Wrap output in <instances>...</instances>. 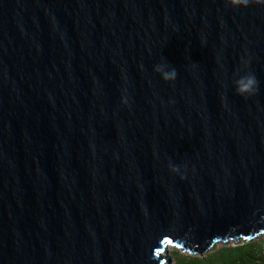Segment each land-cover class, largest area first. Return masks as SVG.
<instances>
[{
  "label": "water",
  "instance_id": "obj_1",
  "mask_svg": "<svg viewBox=\"0 0 264 264\" xmlns=\"http://www.w3.org/2000/svg\"><path fill=\"white\" fill-rule=\"evenodd\" d=\"M263 233L264 3L0 0V264Z\"/></svg>",
  "mask_w": 264,
  "mask_h": 264
},
{
  "label": "trees",
  "instance_id": "obj_2",
  "mask_svg": "<svg viewBox=\"0 0 264 264\" xmlns=\"http://www.w3.org/2000/svg\"><path fill=\"white\" fill-rule=\"evenodd\" d=\"M170 257L171 264H264V233L251 240L239 239L202 256L182 253L174 248Z\"/></svg>",
  "mask_w": 264,
  "mask_h": 264
},
{
  "label": "rangeland",
  "instance_id": "obj_3",
  "mask_svg": "<svg viewBox=\"0 0 264 264\" xmlns=\"http://www.w3.org/2000/svg\"><path fill=\"white\" fill-rule=\"evenodd\" d=\"M228 245H232V242L231 241H228L226 242L225 244L224 243H217L213 246L212 249L209 250V252H214L216 251L218 248L222 247V246H228ZM175 247L173 246H168L164 252H162V257L166 259V262L164 264H171V257H170V253L172 252V250L174 249ZM180 250V249H179ZM180 252L182 253H185L184 251L180 250Z\"/></svg>",
  "mask_w": 264,
  "mask_h": 264
},
{
  "label": "clouds",
  "instance_id": "obj_4",
  "mask_svg": "<svg viewBox=\"0 0 264 264\" xmlns=\"http://www.w3.org/2000/svg\"><path fill=\"white\" fill-rule=\"evenodd\" d=\"M260 3H264V0H259ZM248 3V0H228V4L230 7H236V6H240V5H246ZM175 72V69H173V74ZM249 83L250 84H255L256 80L254 76H250L249 77ZM239 92V90H238ZM233 242V241H231Z\"/></svg>",
  "mask_w": 264,
  "mask_h": 264
}]
</instances>
